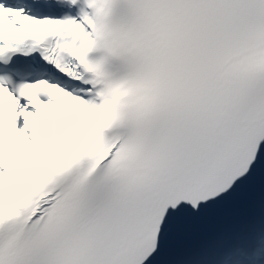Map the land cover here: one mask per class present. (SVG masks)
<instances>
[{"label": "snow or ice", "instance_id": "6c2138e0", "mask_svg": "<svg viewBox=\"0 0 264 264\" xmlns=\"http://www.w3.org/2000/svg\"><path fill=\"white\" fill-rule=\"evenodd\" d=\"M0 264H264V0H0Z\"/></svg>", "mask_w": 264, "mask_h": 264}]
</instances>
